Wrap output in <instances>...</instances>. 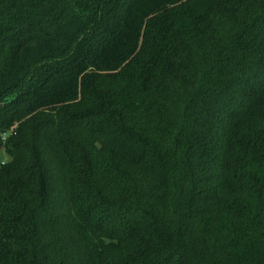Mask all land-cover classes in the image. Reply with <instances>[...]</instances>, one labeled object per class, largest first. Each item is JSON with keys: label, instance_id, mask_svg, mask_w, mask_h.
<instances>
[{"label": "trees", "instance_id": "obj_1", "mask_svg": "<svg viewBox=\"0 0 264 264\" xmlns=\"http://www.w3.org/2000/svg\"><path fill=\"white\" fill-rule=\"evenodd\" d=\"M0 264H264V0H0Z\"/></svg>", "mask_w": 264, "mask_h": 264}, {"label": "rangeland", "instance_id": "obj_2", "mask_svg": "<svg viewBox=\"0 0 264 264\" xmlns=\"http://www.w3.org/2000/svg\"><path fill=\"white\" fill-rule=\"evenodd\" d=\"M3 161H7L8 160V158H7V156L6 155H4V157H3V159H2Z\"/></svg>", "mask_w": 264, "mask_h": 264}]
</instances>
